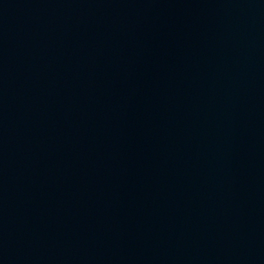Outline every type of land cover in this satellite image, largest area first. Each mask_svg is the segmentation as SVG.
<instances>
[{"label": "water", "instance_id": "obj_1", "mask_svg": "<svg viewBox=\"0 0 264 264\" xmlns=\"http://www.w3.org/2000/svg\"><path fill=\"white\" fill-rule=\"evenodd\" d=\"M0 264H264V0H0Z\"/></svg>", "mask_w": 264, "mask_h": 264}]
</instances>
